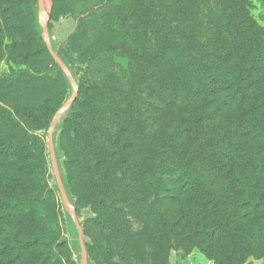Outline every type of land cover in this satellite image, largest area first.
I'll list each match as a JSON object with an SVG mask.
<instances>
[{
    "label": "trees",
    "instance_id": "trees-1",
    "mask_svg": "<svg viewBox=\"0 0 264 264\" xmlns=\"http://www.w3.org/2000/svg\"><path fill=\"white\" fill-rule=\"evenodd\" d=\"M65 1L83 76L63 148L84 176L81 198L107 264H170L174 249L194 247L216 264L264 257V27L251 0ZM30 3L26 23L37 37ZM40 64L9 85L35 90L45 82ZM10 128H19L15 118ZM12 205L0 202V232L23 237L12 263L28 264L23 233L37 241L44 228L32 231L33 201Z\"/></svg>",
    "mask_w": 264,
    "mask_h": 264
},
{
    "label": "rangeland",
    "instance_id": "rangeland-1",
    "mask_svg": "<svg viewBox=\"0 0 264 264\" xmlns=\"http://www.w3.org/2000/svg\"><path fill=\"white\" fill-rule=\"evenodd\" d=\"M251 2L253 15L264 27V0ZM124 3L123 0L114 1L119 6H124ZM33 7L37 37L30 33L26 23L25 14L32 8L30 0H0V22H8L10 15L13 19L5 27L2 39L4 53L0 59L1 84L3 82L0 88V202L17 208L26 200L33 201L35 225L32 231L44 228V234L40 235L43 239L40 237L36 241L29 238L30 232L23 233L31 243L23 253L28 264H82L83 251L77 222L82 229L88 264H107L108 252L95 213L85 198H81L85 193L84 176L76 167L69 169L68 163L73 155L63 148L62 140L63 127L72 113L80 89L79 80L83 76L77 54L68 46L77 19L68 11L65 0H35ZM29 25L32 26V21ZM13 31L19 39L17 42L11 38ZM24 37L26 43L23 44ZM42 46L45 52L41 51ZM12 56L16 59H11ZM34 62L41 63L37 77H43L44 83L36 86L35 90L34 85L30 89L21 83L13 87L9 85L12 78L17 79L21 73H32L29 65L36 64ZM12 118L19 123V128L14 131L10 128ZM66 147L69 148L67 138ZM60 179L74 215L61 196ZM0 214L3 213L0 211ZM32 216L24 221V225L31 227ZM11 217L4 218V223L16 231V220ZM17 238L23 239L16 234L0 232V264H14L12 260L19 258ZM47 243L52 244L50 254H46ZM4 250L6 252L1 254ZM170 264L216 262L200 248L194 247L188 253L182 248L174 249ZM242 264H264V257L250 256Z\"/></svg>",
    "mask_w": 264,
    "mask_h": 264
},
{
    "label": "water",
    "instance_id": "water-1",
    "mask_svg": "<svg viewBox=\"0 0 264 264\" xmlns=\"http://www.w3.org/2000/svg\"><path fill=\"white\" fill-rule=\"evenodd\" d=\"M53 53V55L55 56V58L60 62L62 63V60L56 56V54L51 51ZM59 188H60V193H61V196L63 198V200L66 202V204L69 206L68 208L70 209V211H72V214L74 215V209H73V206L72 204L69 202V198H68V194H67V191L65 189V186H64V183L62 182V180L60 179L59 180ZM77 222V221H76ZM77 227H78V232H79V239H80V243H81V248H82V251H83V259H82V264H88V258H87V254H86V250H85V245H84V242H83V235H82V229L79 225V223L77 222Z\"/></svg>",
    "mask_w": 264,
    "mask_h": 264
},
{
    "label": "crops",
    "instance_id": "crops-1",
    "mask_svg": "<svg viewBox=\"0 0 264 264\" xmlns=\"http://www.w3.org/2000/svg\"><path fill=\"white\" fill-rule=\"evenodd\" d=\"M201 259V258H200Z\"/></svg>",
    "mask_w": 264,
    "mask_h": 264
}]
</instances>
